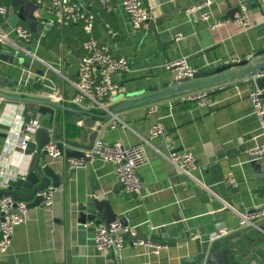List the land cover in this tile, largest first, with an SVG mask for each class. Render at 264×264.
I'll return each instance as SVG.
<instances>
[{
  "label": "crops",
  "instance_id": "crops-1",
  "mask_svg": "<svg viewBox=\"0 0 264 264\" xmlns=\"http://www.w3.org/2000/svg\"><path fill=\"white\" fill-rule=\"evenodd\" d=\"M203 1L145 0L151 18L140 30L132 28L120 2L111 10L99 4L92 8L96 15L94 37L109 43L115 55L130 59L129 69L114 75L125 92L115 98L107 112L73 102L87 37L82 26L59 29L53 23L51 0H0L8 9L6 19L0 15V33L8 35L7 41H0V90L27 98H53L75 109L54 107L52 124L50 114L41 116L43 126L53 125L54 131L77 149H86L95 137H102L105 142L141 145L150 158L138 169L142 193L137 195L124 191L111 162L97 158L87 168L70 170L66 153L48 156L49 166L62 176L61 185L54 187V203L49 208L43 202L29 208L27 220L14 229L10 250L0 253V264L14 260L23 264H181L185 257L197 256L212 245L210 236L226 231L219 228L221 224L239 227L224 233L226 240L247 229L239 224L240 214L259 209L264 197L253 193L258 183L253 179L248 151L264 143V130L248 97L252 85L247 76L151 98L175 88V76L165 64L180 56H187L196 72L214 71L237 57L242 62L232 65V72L264 61V53L259 54L264 51V0L245 2L249 28L234 21L235 7L242 0H212L207 8L213 17L225 22L216 29L210 22L191 20L186 14L188 7ZM38 8L42 10L39 17L35 15ZM9 17L18 19L17 26L32 29L31 42L25 44L16 37ZM110 28L119 32L117 37L109 36ZM178 32L183 38L176 41L174 34ZM22 45L30 48L24 62L44 72L43 76H22L27 72L19 65ZM14 80L20 82V88ZM199 91L210 93L215 104L202 106L181 100ZM23 104L13 99L0 102V120L10 127L8 137H0V171L6 170L10 180L28 177L31 167V157L21 155L15 145L21 124L17 114ZM154 104L159 106L155 116L148 113ZM154 119L163 126L165 136L150 137ZM114 122L117 126L112 128ZM7 138L12 144H7ZM168 143L179 152H193L201 170L180 172L167 157L172 152ZM230 177L237 181V187L230 185ZM36 181L40 183V179ZM16 191L27 193L23 188ZM98 195L110 200L118 219L124 218L137 231L138 239L164 248L154 254L149 245L135 246L128 237L121 260L113 252L103 253L95 244L98 224L80 222L77 209L81 202ZM259 224L264 225V220Z\"/></svg>",
  "mask_w": 264,
  "mask_h": 264
},
{
  "label": "built area",
  "instance_id": "built-area-1",
  "mask_svg": "<svg viewBox=\"0 0 264 264\" xmlns=\"http://www.w3.org/2000/svg\"><path fill=\"white\" fill-rule=\"evenodd\" d=\"M51 13L53 16V23L59 28L63 29L65 26L81 25L87 37L83 43V54L79 63V82L76 84V92L74 94L73 102L82 108H98L110 112L109 106L114 103L116 97L125 92L124 86L115 81V74H123L130 67V59L128 57L115 55L107 42L102 43L93 35L95 26V13L92 8L99 4L102 8L111 10L116 2H120L127 12L131 26L134 30H140L151 18V12L146 6L145 0H51ZM212 0H206L196 5H192L186 9V14L191 20L202 19L210 22L212 29L222 26L225 22L222 18H215L209 7ZM42 10L38 8L36 16L39 17ZM8 9L5 4L0 5V15L6 19ZM234 21L242 24L245 28L251 26L249 16V6L245 2H241L238 6V11L234 15ZM12 31L18 39L25 44L31 42L33 39V31L30 27L16 26ZM108 34L111 38L118 36L119 32L113 28L108 29ZM175 40L179 41L183 38L182 33L174 34ZM8 35L0 33V41H7ZM23 46V45H22ZM21 52L24 55L30 53V48L21 47ZM240 58L231 61L226 60L225 64L239 63ZM165 68L171 70L175 76V80L192 77L196 70L191 68L187 56H180L174 61L167 62ZM264 77V68L256 70L246 78L250 83L258 78ZM248 97L252 101L253 110L258 116L261 129L264 130V90L258 87L250 88ZM241 94V93H240ZM182 101L196 102L202 106H213L215 101L210 93L206 91H199L196 93L186 94L181 98ZM22 106V105H21ZM25 104L20 107V113L17 117L21 121L18 139L15 145L19 148L20 154L24 155L27 150L28 142L36 140L37 133L44 127L43 120L40 113H34V107L29 104L30 115L33 117L27 121L22 115ZM159 110L158 105H151L148 108V113L155 116ZM117 123L111 124L115 128ZM54 133V129H50V135ZM164 128L161 123L154 119L150 128V137L161 138L165 136ZM7 144L11 143L10 139H6ZM12 144V143H11ZM172 152L167 155L168 159L179 169L180 172H194L201 170L200 163L197 156L193 152L182 151L179 152L168 143ZM49 156L60 157L62 153L58 149L54 141H50L45 147ZM83 157H69L67 160L68 169L74 170L77 168H87L93 159H101L103 161L111 162L114 165L117 177L121 182L123 189L127 193L140 195L142 193V181L139 174V168L149 163L150 158L141 145L126 146L121 141L108 142L104 141L102 137H97L92 146L84 151ZM249 156L253 160H257L264 154V143L248 151ZM26 155V154H25ZM0 174V253H6L10 250L12 245L15 227L24 223L29 214L28 202L22 199L15 198L8 193L10 178L6 170H1ZM228 182L233 187H237L238 183L230 177ZM37 196L43 198L45 207H51L54 203L55 188L50 187L37 191ZM261 208L248 209L240 214L239 224L243 228L256 227L259 221L264 219V198L261 203ZM129 233L133 239V244L149 245L154 254H158L163 245L151 244L148 241H143L137 238V231L128 225L125 226L119 219L108 224H98L96 226L95 244L103 253L109 254L113 252L117 259L121 260L127 239L125 234ZM225 231L215 233L210 236V241L218 240ZM11 264H23L19 260H14Z\"/></svg>",
  "mask_w": 264,
  "mask_h": 264
},
{
  "label": "water",
  "instance_id": "water-1",
  "mask_svg": "<svg viewBox=\"0 0 264 264\" xmlns=\"http://www.w3.org/2000/svg\"><path fill=\"white\" fill-rule=\"evenodd\" d=\"M249 0H242V2H248ZM234 11H238V7H235ZM16 18V17H15ZM150 21V20H149ZM8 22L13 27L18 25V19L15 21L11 20L9 17ZM264 51L259 54L262 55ZM25 56L23 53L18 57L21 62L19 65L24 66L27 69V72L22 73V76L26 79L32 77V75L43 76L44 72L33 70L28 63L24 62ZM242 62V61H241ZM13 63V62H12ZM240 63V62H239ZM238 64V63H236ZM234 63L222 65L217 67L214 71H199L195 72L194 76L182 78L180 80H175L173 85L175 88L165 91L161 93L159 96H154L151 98H159L163 95H170L173 93H179L180 91L199 88L204 86H209L212 84H216L221 81H225L232 78H237V76H250L256 70L264 68V61L255 64V66H251L236 72H232L230 68L232 65H236ZM30 73V74H29ZM200 77L206 78L203 80L195 81ZM15 84L18 87H21L19 81L14 80ZM250 84L253 88H260L264 90V77L258 78L257 80L250 81ZM0 99L2 101H11L17 100L25 105L32 104L34 107V113H40L41 115H49L51 116V124L54 121V107L61 108L66 110L67 108L56 101L53 98H39V97H21L13 94H7L0 90ZM0 101V102H2ZM129 102H124L127 104ZM123 104V105H124ZM25 106L22 111V115L25 117L27 121L33 117L30 115L29 108ZM71 111H76L73 108H68ZM78 111V110H77ZM113 113L115 111H112ZM1 116V115H0ZM1 119V118H0ZM0 127L3 132H0V137L6 138L8 137L7 131L10 127L7 124H3L0 120ZM53 125L45 124V126L37 133L36 140H30L28 142L27 150L24 152L28 157H31L30 169L28 177L19 176L16 179H12L10 181L8 193L12 194L17 199H22L28 202V207H32L35 205H39L43 202V198L41 196H37V191L46 189L53 184L54 187H59L62 183V176L54 172L51 166L48 163V152L45 147L52 140L54 141L62 156L66 153L68 157H83L85 156L84 151L90 148L92 145L87 147L86 149H77L75 144L63 139L61 135L57 134L55 131L52 135H50V129H53ZM97 137H95L96 139ZM94 139V140H95ZM68 148H65V145H68ZM251 162H253L254 167V181H256L257 189L253 191L254 194L259 193V196L264 195V154L259 157L257 160H253L252 157L249 156ZM37 179H40V183H37ZM17 188H23L27 191V193L21 194L16 191ZM264 198V197H263ZM262 206L259 207V209ZM77 209L80 213L79 221L86 224L89 221L94 222L95 224H108L110 222L118 220V213L112 208L111 202L103 195L93 196L92 198L86 200L85 202H81ZM256 209V208H255ZM256 209V210H259ZM125 226H127L126 220L123 218L119 219ZM127 223V224H126ZM226 228L225 233H229L232 230H238L239 227L236 226L231 227L227 224L219 227ZM221 232V231H220ZM218 232V233H220ZM224 235H222L223 237ZM124 237L127 239L130 237L129 233L125 234ZM220 237L218 240L212 242L205 251L198 254L197 256L185 257L181 260V264H264V225L259 226V228L251 227L249 229L244 230L243 232L238 233L236 236L226 240ZM222 238V239H221Z\"/></svg>",
  "mask_w": 264,
  "mask_h": 264
},
{
  "label": "flooded vegetation",
  "instance_id": "flooded-vegetation-1",
  "mask_svg": "<svg viewBox=\"0 0 264 264\" xmlns=\"http://www.w3.org/2000/svg\"><path fill=\"white\" fill-rule=\"evenodd\" d=\"M264 220V219H263ZM262 221V220H261ZM260 222V221H259ZM258 225H257V227L259 228V226H260V224L259 223H257ZM261 225H263V224H261ZM247 229H249V228H247Z\"/></svg>",
  "mask_w": 264,
  "mask_h": 264
},
{
  "label": "rangeland",
  "instance_id": "rangeland-1",
  "mask_svg": "<svg viewBox=\"0 0 264 264\" xmlns=\"http://www.w3.org/2000/svg\"><path fill=\"white\" fill-rule=\"evenodd\" d=\"M24 60H25V56H23Z\"/></svg>",
  "mask_w": 264,
  "mask_h": 264
}]
</instances>
